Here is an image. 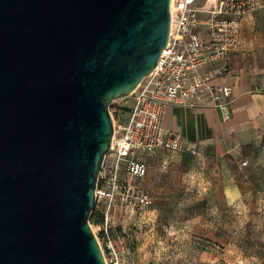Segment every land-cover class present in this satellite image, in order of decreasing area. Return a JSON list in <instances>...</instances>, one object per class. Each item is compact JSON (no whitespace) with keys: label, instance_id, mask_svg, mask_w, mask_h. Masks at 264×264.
I'll return each mask as SVG.
<instances>
[{"label":"water","instance_id":"1","mask_svg":"<svg viewBox=\"0 0 264 264\" xmlns=\"http://www.w3.org/2000/svg\"><path fill=\"white\" fill-rule=\"evenodd\" d=\"M170 20V0H0V264H105L90 216L109 106Z\"/></svg>","mask_w":264,"mask_h":264},{"label":"rangeland","instance_id":"2","mask_svg":"<svg viewBox=\"0 0 264 264\" xmlns=\"http://www.w3.org/2000/svg\"><path fill=\"white\" fill-rule=\"evenodd\" d=\"M131 104L130 96L114 100L112 118L123 121ZM154 162L161 168L155 164L145 218L128 220L136 226L126 229L135 264H264V135L239 152L217 155L193 145ZM144 178L124 177L150 191ZM94 208L102 212L103 201ZM90 224L102 242V224Z\"/></svg>","mask_w":264,"mask_h":264},{"label":"built area","instance_id":"3","mask_svg":"<svg viewBox=\"0 0 264 264\" xmlns=\"http://www.w3.org/2000/svg\"><path fill=\"white\" fill-rule=\"evenodd\" d=\"M193 2L170 0L169 39L158 63L129 95L132 104L125 119L112 118L113 135L96 188V199L104 203L102 242L97 239L105 264H135L126 231L111 233L119 226L112 218L114 209L141 212L151 203L147 191L124 177H144L147 155L180 151L186 146L181 133L162 126L165 108L218 109L223 120L231 117V86L212 82L215 73L203 68L236 50L240 20L259 8L258 1L216 0L200 9ZM200 27L205 28L207 38Z\"/></svg>","mask_w":264,"mask_h":264},{"label":"crops","instance_id":"4","mask_svg":"<svg viewBox=\"0 0 264 264\" xmlns=\"http://www.w3.org/2000/svg\"><path fill=\"white\" fill-rule=\"evenodd\" d=\"M257 1L259 8L240 20L236 50L203 68L215 73L212 82L231 86V117L223 120L218 109H191L182 106L165 108L162 126L181 133L186 146L201 145L207 151L214 150L217 155H223L252 146L264 135V0ZM215 2L216 0H194V7L200 9ZM199 30L207 38L205 28L200 27ZM220 69L223 71L218 72ZM163 153L158 151L145 157L147 172L144 176V188H150L154 183L157 168L155 164L161 168V164L155 163L154 159ZM152 188L147 192L153 193L155 187ZM144 216L142 212H128L119 207L112 212L115 223H118L120 230L125 231L132 230L129 223L136 226L131 222L134 220L139 223L140 217L145 218ZM130 219L131 222L128 221ZM147 220L146 218L145 221L148 222ZM140 233L136 231L137 235Z\"/></svg>","mask_w":264,"mask_h":264},{"label":"trees","instance_id":"5","mask_svg":"<svg viewBox=\"0 0 264 264\" xmlns=\"http://www.w3.org/2000/svg\"><path fill=\"white\" fill-rule=\"evenodd\" d=\"M90 222L92 223H97V224H102L103 223V214L102 212H98L93 209L91 216H90Z\"/></svg>","mask_w":264,"mask_h":264}]
</instances>
